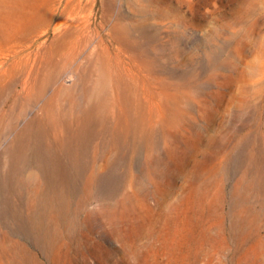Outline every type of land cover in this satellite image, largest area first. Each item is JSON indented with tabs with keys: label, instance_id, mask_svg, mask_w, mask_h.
<instances>
[{
	"label": "rangeland",
	"instance_id": "1",
	"mask_svg": "<svg viewBox=\"0 0 264 264\" xmlns=\"http://www.w3.org/2000/svg\"><path fill=\"white\" fill-rule=\"evenodd\" d=\"M0 264H264V0H0Z\"/></svg>",
	"mask_w": 264,
	"mask_h": 264
}]
</instances>
